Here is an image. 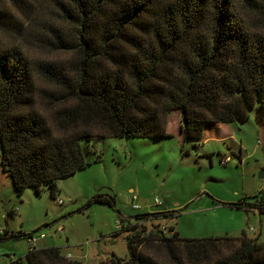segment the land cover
<instances>
[{"label": "trees", "instance_id": "obj_1", "mask_svg": "<svg viewBox=\"0 0 264 264\" xmlns=\"http://www.w3.org/2000/svg\"><path fill=\"white\" fill-rule=\"evenodd\" d=\"M26 2L0 0L1 29L22 35L23 23L9 9ZM50 2L72 34L49 23L46 36L54 48L78 53L71 66L37 61L18 44H0L1 162L18 196L28 187L40 194L49 186L56 198L61 178L93 163L82 140L172 137L167 118L176 110L183 115L180 131L196 145L233 121H248L252 111L264 123V0ZM40 77L58 88L46 92L51 122L38 110ZM57 103L64 105L54 108ZM256 197L250 207L264 213V196ZM93 202L120 211L115 196L99 193L88 205ZM177 212L136 215L140 222L126 226L128 257L112 254L101 264H163L159 252L175 264H185L183 256L192 264H264V246L245 231L239 237L186 238L174 226L166 234L145 224ZM33 234L0 231L1 238ZM231 238L238 246L223 251L218 241ZM17 259L85 264L58 246L29 248Z\"/></svg>", "mask_w": 264, "mask_h": 264}, {"label": "rangeland", "instance_id": "obj_2", "mask_svg": "<svg viewBox=\"0 0 264 264\" xmlns=\"http://www.w3.org/2000/svg\"><path fill=\"white\" fill-rule=\"evenodd\" d=\"M29 1L9 9L23 23L22 35L0 28V44H18L37 61L71 66L79 58L78 53L51 46L46 28L49 23H58L67 33L72 34L71 30L54 13L50 0ZM37 84L42 101L38 110L51 122L54 109L46 101V92H57L58 88L43 77ZM62 105L57 103L54 108ZM167 119L172 137L105 136L82 140L93 163L61 178L56 198L49 186L40 194L28 187L22 196L17 195L11 175L2 167L0 141V229L32 232L37 238L45 233L46 237L38 242L40 247L58 246L70 259L101 264L112 254L128 257L126 236L131 231L126 226L140 222L136 215L176 210L179 212L174 216L145 219L147 228L156 225L170 234L174 226L186 238L239 237L245 231L264 246V213L250 207L256 195L264 196V178H259L264 168V123L257 121L252 111L248 121H233L221 127L218 135L207 134L196 145L180 131L181 110ZM225 156L232 158L226 164L222 162ZM99 157L101 160H97ZM99 193L115 196L120 211L105 203L88 205ZM240 202L241 207L236 205ZM134 204L139 207L134 208ZM120 214L126 218L124 227ZM238 244L232 238L218 241L223 251ZM29 246L27 237L0 235V264L24 256ZM158 258L163 264H175L161 252ZM182 259L192 264L184 256Z\"/></svg>", "mask_w": 264, "mask_h": 264}, {"label": "built area", "instance_id": "obj_3", "mask_svg": "<svg viewBox=\"0 0 264 264\" xmlns=\"http://www.w3.org/2000/svg\"><path fill=\"white\" fill-rule=\"evenodd\" d=\"M231 159H232V158H231L230 156H225V157H223L222 162H223L224 164H226V163H227L228 161H230ZM261 190L264 191V183H263V185H262ZM134 198L136 199V196H134ZM58 202L62 203L63 201H62L61 199H59ZM138 207H139V206H138L137 204H134V208H138ZM162 229H165V227H163ZM0 231H2V229H0ZM45 237H46V234H45V233H41L40 236H39V238L35 237L34 234H33L31 237H29L28 239H29V242H30V246H29L30 250H34V249L38 248V247H39V244H38L39 240H40V239H43V238H45ZM9 264H25V263L22 262V261H19V260L16 259V258H13V259L10 261Z\"/></svg>", "mask_w": 264, "mask_h": 264}, {"label": "water", "instance_id": "obj_4", "mask_svg": "<svg viewBox=\"0 0 264 264\" xmlns=\"http://www.w3.org/2000/svg\"><path fill=\"white\" fill-rule=\"evenodd\" d=\"M259 178H261V179L264 178V168L260 170V172H259ZM187 207H188V205L185 206V208H187Z\"/></svg>", "mask_w": 264, "mask_h": 264}]
</instances>
